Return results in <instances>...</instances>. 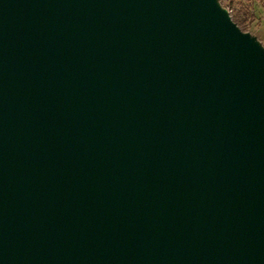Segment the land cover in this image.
Returning <instances> with one entry per match:
<instances>
[{"label":"water","instance_id":"1","mask_svg":"<svg viewBox=\"0 0 264 264\" xmlns=\"http://www.w3.org/2000/svg\"><path fill=\"white\" fill-rule=\"evenodd\" d=\"M0 264H264V48L216 0H0Z\"/></svg>","mask_w":264,"mask_h":264},{"label":"rangeland","instance_id":"2","mask_svg":"<svg viewBox=\"0 0 264 264\" xmlns=\"http://www.w3.org/2000/svg\"><path fill=\"white\" fill-rule=\"evenodd\" d=\"M230 16L240 13L245 34L264 48V0H216Z\"/></svg>","mask_w":264,"mask_h":264},{"label":"trees","instance_id":"3","mask_svg":"<svg viewBox=\"0 0 264 264\" xmlns=\"http://www.w3.org/2000/svg\"><path fill=\"white\" fill-rule=\"evenodd\" d=\"M232 21L243 31L245 32V19L241 17L240 13H237L233 16H230Z\"/></svg>","mask_w":264,"mask_h":264}]
</instances>
